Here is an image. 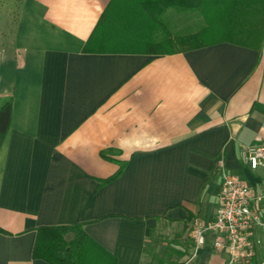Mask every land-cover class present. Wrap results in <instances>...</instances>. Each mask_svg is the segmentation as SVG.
<instances>
[{
    "label": "crops",
    "instance_id": "0c3cea01",
    "mask_svg": "<svg viewBox=\"0 0 264 264\" xmlns=\"http://www.w3.org/2000/svg\"><path fill=\"white\" fill-rule=\"evenodd\" d=\"M15 3L0 22V264H49L32 257L36 229L76 225L98 247L87 264H227L190 226L215 212L218 160L264 186L243 153L264 145V41L151 55L138 51L174 32L128 12L110 29L112 0Z\"/></svg>",
    "mask_w": 264,
    "mask_h": 264
},
{
    "label": "trees",
    "instance_id": "16d2710c",
    "mask_svg": "<svg viewBox=\"0 0 264 264\" xmlns=\"http://www.w3.org/2000/svg\"><path fill=\"white\" fill-rule=\"evenodd\" d=\"M118 1L112 0L113 8ZM152 3L155 8L158 7L159 9L172 7L176 11L198 10L202 14L205 24L195 32L176 36L167 35L154 43L150 42L147 45L151 48L138 51L141 53L151 55L171 54L223 41L236 42L259 50L264 39V0H155ZM214 17L218 18L219 23L221 22L219 25H221L220 30L222 31H227L229 24L233 26L235 23L239 25L246 24L249 28L243 29L242 38L244 40H235L228 36V33L214 36V31H217L215 25L218 24L214 23L216 22ZM156 21L157 24H161L159 18ZM211 37L214 38L210 39ZM93 39L94 35L92 33L83 49L84 51L91 50L89 44ZM96 45L100 46L99 43H96L93 47ZM10 114L11 103L10 100H7L0 107V144L9 126ZM121 172L122 166L103 183L115 179ZM69 230H74L75 236L67 241L64 239V234ZM97 248L95 243L82 232L80 225L71 227L44 226L36 229L32 257L42 259L49 264H87L88 259H91Z\"/></svg>",
    "mask_w": 264,
    "mask_h": 264
},
{
    "label": "built area",
    "instance_id": "2783aa9c",
    "mask_svg": "<svg viewBox=\"0 0 264 264\" xmlns=\"http://www.w3.org/2000/svg\"><path fill=\"white\" fill-rule=\"evenodd\" d=\"M243 153L249 170L264 173V145L244 147ZM215 168L221 175L217 207L209 218L191 221L194 249L210 241L213 249L226 253L227 264H251L257 248H264V186L255 189L244 177L229 172L222 160Z\"/></svg>",
    "mask_w": 264,
    "mask_h": 264
},
{
    "label": "rangeland",
    "instance_id": "374dc122",
    "mask_svg": "<svg viewBox=\"0 0 264 264\" xmlns=\"http://www.w3.org/2000/svg\"><path fill=\"white\" fill-rule=\"evenodd\" d=\"M155 0H119L118 3H116V7L118 10L116 11L115 14V20L113 22V19L110 20V23H113L111 28H114L115 30H123V27L126 28L128 25L126 24L127 22L129 23H134L132 20H129L125 22V19L122 18L124 16L125 12H128L129 14L133 15L135 13L136 15L140 16L141 19L139 20V24H141V27L144 28L146 26V29L153 32L155 29V26L157 24L156 19L159 18L161 22V26L164 25V23L168 24L169 28L171 29V32L173 31V35L165 34L162 35L159 38H154L148 41L149 43L156 42L167 35L169 36H176L175 34V29L176 27H180V25L183 26L182 31H189L195 32L197 29L199 30L200 27H203L205 24V20L202 16V14L198 10H183V11H176L172 7H168L166 9H159L158 7H154L152 2ZM152 3V4H151ZM16 6L17 4L15 3V0H0V22L4 21L6 17L11 18L14 16L15 11H16ZM172 11L173 13H179L178 16L172 15L171 18H167V20L163 19V15L166 13V11ZM158 14V16H156ZM121 17V18H120ZM216 22L218 23L215 25V29L217 31H214V36H221V34L228 33L227 35L234 38L235 40H244L242 38V34L244 33L243 29L249 28L246 24L239 25L236 24L233 26L232 24H229L227 31H222L220 23L217 21L218 18H215ZM213 19V20H214ZM120 23V26H119ZM118 27V28H117ZM131 28H133L131 26ZM220 30V31H219ZM213 32V31H212ZM213 34V33H212ZM179 35V34H177ZM185 35V34H184ZM159 36V35H158ZM145 37V36H144ZM143 37V38H144ZM214 37H211L210 39H213ZM264 41V39H263ZM262 41V43H263ZM261 43V45H262ZM110 46V45H109ZM146 49H150L151 46L145 45ZM145 49V50H146Z\"/></svg>",
    "mask_w": 264,
    "mask_h": 264
}]
</instances>
